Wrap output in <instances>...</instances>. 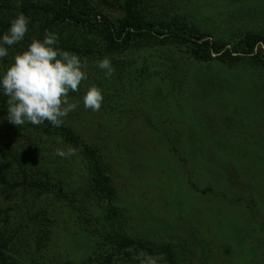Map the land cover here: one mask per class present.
Instances as JSON below:
<instances>
[{
	"label": "rangeland",
	"instance_id": "374dc122",
	"mask_svg": "<svg viewBox=\"0 0 264 264\" xmlns=\"http://www.w3.org/2000/svg\"><path fill=\"white\" fill-rule=\"evenodd\" d=\"M139 2L149 20L166 15L226 49L247 34L264 37V0ZM29 4L41 7L42 0H0V37ZM104 15L119 19L111 10ZM33 29L29 23L21 42L5 46L8 56L0 58V77L31 43L26 38L36 26ZM48 29L59 36L60 49L87 58L88 79L78 92L69 93L78 107L63 123L82 140L65 132L54 135L47 122L15 127L0 119V237L5 243L15 242L20 254L29 250L31 264H83L100 251L95 221L103 214L92 193L88 159L82 151L67 158L54 154L57 148L75 147L68 142L72 139L79 148L85 143L95 146L103 156L116 188L114 205L127 210L121 215L133 237H163L174 246L186 242L191 264H264V180L257 186L230 182L233 171L218 167L228 164L221 149L233 150L226 156L233 158L239 147L242 163L236 167L246 165L251 172L255 167L264 178V58L248 59L237 49L232 55H240L239 62L224 64L214 56L204 63L192 58L187 47L170 45L156 54L163 63L158 72L144 82L120 85L113 78L106 81L96 66L95 53L110 56L97 34L68 23L57 28L49 23L44 31ZM138 56V63L145 59ZM93 84L104 97L97 112L83 106L87 87ZM0 94L3 118L7 97L2 88ZM178 134L181 141L175 138ZM24 177L42 179L54 192L8 190ZM160 218L171 224H160L155 231ZM101 245L100 252L108 251Z\"/></svg>",
	"mask_w": 264,
	"mask_h": 264
},
{
	"label": "trees",
	"instance_id": "16d2710c",
	"mask_svg": "<svg viewBox=\"0 0 264 264\" xmlns=\"http://www.w3.org/2000/svg\"><path fill=\"white\" fill-rule=\"evenodd\" d=\"M92 1L42 0L41 7H36L32 4L24 6V8L21 7V13L30 17L31 29L34 30L33 26H36V31H32L31 35L26 38V41H30L33 38L43 40L44 29L46 25L48 27L49 23L50 26L55 28L62 26L64 23L74 24L88 33L97 34L104 44L105 53L110 56H103L100 53H95L94 56L98 61L105 57L111 60L115 69V73L111 78L115 79L120 85H129L135 81L144 82V80H148L152 74L158 72V70H155L156 67L163 64L161 63L160 65V57L156 54L170 45L183 49L187 47L192 58L204 63L211 61L214 56L224 64L239 62L243 58L240 55L239 57L232 55L235 54L234 51H238L237 49L241 50L242 56L248 59L254 56L257 57L253 60L260 57L261 60L264 58V37L257 34H247L235 47L226 49V45L213 42L207 36L199 34L195 28L182 26L171 17H166V15L161 16L164 17L163 20L161 17L157 21L149 20L143 14V10L139 9V0H113L112 3L109 0L103 3L100 1H93V3ZM109 10L119 14V19L113 21L112 17H105L104 12ZM46 18L48 19L46 20V24H44ZM47 31H50V29ZM68 48L71 49V46ZM255 50L257 53L253 55ZM138 54H143V58H145L139 63L137 59H141L142 57H139ZM253 60L250 62H253ZM167 62L170 66H173V61H169L168 59ZM150 67H154V69L150 70ZM102 77L106 81L109 79L105 77L103 70ZM1 96L2 94H0ZM52 130L54 135L58 136L60 132H65L69 133L73 137L72 139L82 140L79 135L74 134L63 125L58 128L52 127ZM175 138L181 141V134L176 135ZM72 139L68 140V142L79 148V145ZM218 140L221 141V139ZM179 146L184 148L182 142H179ZM80 148L82 149L83 156L88 159L90 164L89 177L92 193L98 199L99 207L103 214L95 221L99 226L98 232L101 233V239L98 241L99 248L100 251L103 249L101 245L103 243L108 250L106 252L98 251L94 256L93 254L88 256L83 264H140V261L135 259V257L141 252L149 256L161 257L158 259L157 264H191L189 262L192 254L191 250H189L190 244H186L185 242L174 246L171 243L165 242L163 237L160 240H156L157 238L147 240L140 239L139 237L135 238L128 232L126 217L121 215L127 210L114 205L116 201V188H114L110 180L107 164L103 156L95 146L88 143L82 144ZM236 149H238L240 155L239 147ZM222 152L224 153L222 154ZM230 153L233 154V150L225 149L224 151L221 149L219 154L222 156L225 154L223 158L225 161L227 159L228 164L218 165L223 172H226V170L229 172L233 171L231 173L234 174L230 178L233 179L230 182L241 181L244 183L245 181L250 183L249 185H260V180H264L263 177H259L261 173L260 169L250 167L251 170H254V172H251L246 171L248 168L246 165H243L242 169L236 167L241 165L242 161H240L241 159L238 161L239 155L227 158L226 156ZM21 179L19 183L13 182L12 187L8 190L24 189L25 191L37 193L42 191L54 192V187L43 183L42 179L39 181L27 177ZM2 180L3 178L0 177V181ZM13 180L10 179V181ZM190 186L193 190H198L193 183H190ZM63 196L64 194L60 193L59 197ZM178 219L180 221V218ZM159 220L160 223L156 228L154 227L155 231H158L161 226L160 224L163 226L167 221L171 224V220L164 221L162 218ZM184 240L189 242L187 238ZM156 242L159 244H156ZM37 243L39 244V242ZM28 252L29 250H25V253L20 254L15 242L10 241L5 243V237H0V264H31Z\"/></svg>",
	"mask_w": 264,
	"mask_h": 264
},
{
	"label": "clouds",
	"instance_id": "9594fccd",
	"mask_svg": "<svg viewBox=\"0 0 264 264\" xmlns=\"http://www.w3.org/2000/svg\"><path fill=\"white\" fill-rule=\"evenodd\" d=\"M30 17L17 13L10 21L7 32L0 37V58L8 56V47L21 42L28 32ZM59 36L53 31H45L43 40L33 38L27 49L13 58V63L0 77V88L7 97L6 119L13 126L26 122L35 126L45 122L52 127H60L64 118L76 110L78 103L70 102L69 93L78 92L82 82L88 79L87 58L60 49ZM111 78L115 69L108 57L96 62ZM102 90L96 85L87 87L83 96L84 108L94 112L103 103ZM82 149L68 146L57 148L55 155L61 158L76 155ZM161 257L149 256L141 252L135 259L140 264H157Z\"/></svg>",
	"mask_w": 264,
	"mask_h": 264
}]
</instances>
